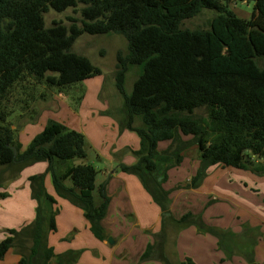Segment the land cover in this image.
<instances>
[{
    "label": "trees",
    "instance_id": "16d2710c",
    "mask_svg": "<svg viewBox=\"0 0 264 264\" xmlns=\"http://www.w3.org/2000/svg\"><path fill=\"white\" fill-rule=\"evenodd\" d=\"M246 1H254L249 19L239 17L226 0H0V167L48 161L58 195L84 211L96 238H107L102 223L110 204L107 182L99 187L102 200L97 203L98 169L88 163L70 165L88 156L85 134L51 120L22 150L5 102L12 87L27 75L64 88L102 74L88 56L72 50L76 40L83 34L123 35L128 52L117 54L116 87L124 97V126L139 134L141 145L134 151L137 163H121L119 169L137 175L159 204L163 219L159 258L174 264L168 250L163 252L170 235L167 229L176 233L177 225L196 224L204 232H214L204 228L200 217L194 220L191 212L180 218L172 213L165 182L168 171L182 163L184 151L198 146L202 154L189 187H199L212 166L264 176V0ZM78 6H82L81 24L46 25L45 13L50 9ZM203 9L217 12L210 28H182L183 20ZM132 67H139V76L129 94L125 84ZM201 108L210 121L226 123H220L218 139L211 142L213 151L207 138L211 125H205L197 113ZM164 141L170 146L160 152L159 143ZM29 181L38 202L36 219L20 230L7 231L0 242V259L16 248L22 255L19 264H51L56 257L58 264H76L81 250L56 254L49 245L59 209L46 189L45 174L33 175ZM154 245L148 244L141 260L151 258ZM183 264L197 263L186 258Z\"/></svg>",
    "mask_w": 264,
    "mask_h": 264
},
{
    "label": "rangeland",
    "instance_id": "374dc122",
    "mask_svg": "<svg viewBox=\"0 0 264 264\" xmlns=\"http://www.w3.org/2000/svg\"><path fill=\"white\" fill-rule=\"evenodd\" d=\"M226 1L239 17L245 19L251 17L254 1ZM81 8L82 6H78L64 11L50 9L45 13L46 25L51 26L55 21L62 22L67 26L74 23L81 24ZM216 15L215 10L203 9L197 16L183 20L181 26L190 30L208 29ZM72 50L88 56L96 66L101 68L102 74L64 88L50 86L44 79L38 80L34 76L27 75L12 87L5 102V108L9 114L8 121L17 131L24 148L38 133L43 131L51 120L59 121L80 132L85 131L89 142L88 156L83 160L98 169L94 196L96 202L100 203L102 198L99 184L105 178V172L110 173L112 167L117 166L120 160L126 156H130L132 160H138L137 155L130 149L131 147L125 146V140L128 144V140L130 142V138L134 135L139 140L140 136L136 131L124 126L126 122L124 97L118 91L115 79L117 54L119 51L127 54L128 41L120 34H83L76 40ZM138 76L139 67H132L127 73L125 84L127 93L132 92ZM197 113L203 118L205 125H211L207 138L210 140V150L213 151L212 143L216 142L219 129L223 128L220 123H226L210 121L204 108L198 109ZM140 124L141 122L138 120L136 125ZM124 132L129 134V137L123 135ZM118 141V147H114ZM105 142L109 144L106 150L114 158V162L110 158L100 159L97 156L98 152L106 146ZM169 146V141L160 142L158 149L162 152ZM197 153H199L197 150L186 153V163L182 166L184 173L189 169L190 164L198 160ZM187 187L189 186L187 185ZM200 187V200L198 201V196H196L195 200L198 204L194 203L192 207V210H195L194 220L200 217L205 225L204 228L208 226L217 233L204 232L196 224L179 227L176 223L179 231L175 233L174 228L167 229V234L170 232V235H168L167 244L165 242L163 252L170 249L173 254L180 230L195 228L199 233L211 235L209 240L212 243H206V246L211 249L210 255L215 262L213 264H247L251 263L253 258L255 264L264 262V176L257 175L250 170L212 166L208 169ZM150 197L154 205L160 208L151 194ZM187 204L190 205L191 202L189 201ZM187 204L182 202L178 205L181 212H186ZM122 218L123 224L126 225L137 220L135 212L131 209L120 214L119 220ZM162 229L154 236L152 243L155 245L151 257L163 262L159 258ZM64 230L65 228H62L50 233L51 235H60L64 233ZM71 233L69 231L63 237L67 240ZM31 244L29 241L28 246ZM80 250L81 253L86 251L94 253L88 245ZM166 255L173 259L169 253ZM53 261L58 264L57 257L52 259L51 264Z\"/></svg>",
    "mask_w": 264,
    "mask_h": 264
},
{
    "label": "crops",
    "instance_id": "0c3cea01",
    "mask_svg": "<svg viewBox=\"0 0 264 264\" xmlns=\"http://www.w3.org/2000/svg\"><path fill=\"white\" fill-rule=\"evenodd\" d=\"M82 133H85L86 138L88 137L85 131ZM123 135L129 137V134L125 132ZM19 139L21 142V138ZM221 140H225L224 137ZM124 142L125 146L131 147L132 152L138 150L141 145V139L139 140L135 135L130 138V142L128 140V144L126 140ZM105 145L97 156L100 159L103 157L110 158L114 162V158L106 150L109 144L105 142ZM118 145L119 141L114 147H118ZM26 148L22 145V150ZM192 150L199 152L196 155L198 160L192 164L189 163L191 166L184 173L182 166L186 163V153ZM183 156L182 163L169 170V177L165 183V188L171 191V210L175 218H179L187 212L194 213L195 210H192V207L194 203L198 204L195 198L198 196L199 201L201 196L199 194L201 187H187L202 164L201 151L198 146H193L184 151ZM137 161L132 160L130 156L121 159L117 166L112 167L110 173L105 172V178L99 184L107 182V193L111 196L107 214L102 221L107 231L105 240H99L93 235L91 224L81 208L58 195L53 177L48 172L50 165L48 161L35 162L23 168H19V166L0 167V172H3L2 175L4 176L0 193L6 194L5 197H0V242L8 235L9 229L20 230L36 219L38 202L32 195L29 178L33 175L45 174L46 189L58 202L57 230L65 228L64 233L60 235H51V233L48 235L49 245L54 248L56 254L64 253L67 250L84 249V246L88 245L94 253L89 251L82 253L76 264H164V262L152 257L141 260L148 244L154 241V236L162 228V211L151 201L150 194L137 175L124 173L119 169L121 163L132 165ZM82 163L86 162L82 159L70 161V165ZM66 183L72 185V182L68 180ZM189 201L191 202L190 205L187 204ZM182 202H186L188 206L186 212H181L180 207H178ZM127 209L135 212L137 220L126 225L123 224V218L119 219L120 214ZM69 231L72 233L66 240L63 236ZM178 235L173 251L174 255L170 249L168 250L173 257L170 260L174 264H180L186 258L193 259L197 264L215 263L210 255V247L206 246V243H212L209 240L210 234H202L197 229L192 228L191 230H180ZM109 237L114 240L113 243L109 242ZM21 257V253L16 248H12L4 258L0 259V264H19ZM54 261L53 264H57ZM247 264L251 263L248 262Z\"/></svg>",
    "mask_w": 264,
    "mask_h": 264
},
{
    "label": "water",
    "instance_id": "95a60500",
    "mask_svg": "<svg viewBox=\"0 0 264 264\" xmlns=\"http://www.w3.org/2000/svg\"><path fill=\"white\" fill-rule=\"evenodd\" d=\"M15 152H17V150L15 149ZM109 242L110 243H113L114 242V240L112 239V238H109Z\"/></svg>",
    "mask_w": 264,
    "mask_h": 264
}]
</instances>
